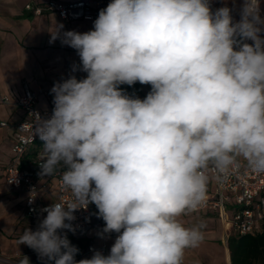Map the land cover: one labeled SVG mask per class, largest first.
Listing matches in <instances>:
<instances>
[{"label":"clouds","instance_id":"9594fccd","mask_svg":"<svg viewBox=\"0 0 264 264\" xmlns=\"http://www.w3.org/2000/svg\"><path fill=\"white\" fill-rule=\"evenodd\" d=\"M232 12L213 11L210 0H111L92 30L50 32L87 73L53 85L50 118L32 114L40 175L62 168L72 199L43 209L19 245L54 264H182L185 250L199 246L203 225L179 217L205 201L209 165L223 173L242 158L264 173L260 0H243L239 21ZM136 82L151 85L144 99L119 87ZM89 204L103 232L118 235L107 256L77 261L62 230L74 231L68 222Z\"/></svg>","mask_w":264,"mask_h":264},{"label":"built area","instance_id":"2783aa9c","mask_svg":"<svg viewBox=\"0 0 264 264\" xmlns=\"http://www.w3.org/2000/svg\"><path fill=\"white\" fill-rule=\"evenodd\" d=\"M110 2L111 0H47L39 4L27 3L25 7L28 10H33L35 14L53 12L63 21L76 22L96 19L99 11L106 8ZM233 18L236 20L234 15ZM64 71L65 79L73 76L69 67H66ZM86 76L87 73L82 72L76 78L79 80ZM52 87L47 91L48 106L42 109L37 104L44 90L34 91L24 84L23 93L15 103L25 112V118L16 125L13 157L6 168L5 181L8 187L11 190L23 189L26 192L24 207L27 217L33 224L34 231L47 215L43 209L50 206L52 202L66 203L72 199L70 192L62 186L60 178L62 168H58L52 176L40 175L39 164L43 159V151L37 153L36 157L27 164V167H20L29 150L42 142L38 135L33 137L35 121L32 114L39 113L41 119H48L52 116L54 108V94L50 91ZM147 89L150 92L151 85H147ZM3 101L8 103L11 100L4 96ZM5 124V122L1 123V125ZM206 175L208 177L206 199L193 212H217L224 226L231 221L236 237L262 232L264 228V173L253 172L242 158H237L236 165L223 173L210 164ZM39 178L43 182H40ZM74 216L75 219L68 222L71 223L74 231L65 229L62 230L63 234H66L67 237L88 240L87 247L75 259L78 260L86 256L91 258L97 251L107 256V245L95 244V238L90 235V232L96 231L97 236L103 238L106 236L116 237L118 234L103 232L105 222L98 217L96 206L89 204L86 209L77 210ZM0 264L20 263L0 254Z\"/></svg>","mask_w":264,"mask_h":264},{"label":"crops","instance_id":"0c3cea01","mask_svg":"<svg viewBox=\"0 0 264 264\" xmlns=\"http://www.w3.org/2000/svg\"><path fill=\"white\" fill-rule=\"evenodd\" d=\"M45 1L47 0H0V165L2 181L9 191L16 194H13V198L7 199L5 204L9 208L12 205L17 208V215L10 231L6 232L0 227V235L7 239L10 232L22 231L21 226L14 224L19 215L28 222L34 231L33 224L27 217L24 207L25 190H11L5 181L6 168L13 157L15 128L25 118V112L17 106L15 101L23 93L24 84H27L34 91L44 90L37 105L39 108H46L48 106L47 91L56 82L65 80L64 69L66 67L70 68L72 75H81L83 71L80 70V58L77 51L67 45H62L60 39L50 43V32L56 26L63 25L61 32L84 33L93 29V23L97 19L66 22L56 13L35 14L33 10H28L25 7L27 3L39 4ZM242 3L243 0H235L234 6L233 0H210L213 11L225 5L233 8L232 14L236 21L240 19L239 10ZM260 15L264 18V0H260ZM247 42L251 43V41ZM74 65L76 66L75 71H73ZM148 93L147 85H141V91L132 97L144 99ZM4 96L9 97L11 101L5 103ZM2 122L6 124L1 125ZM36 147H32L29 153L32 154ZM41 151H43L42 146L37 153ZM36 155L30 157L35 158ZM40 182L43 181L40 180ZM198 212L213 213L212 211Z\"/></svg>","mask_w":264,"mask_h":264},{"label":"rangeland","instance_id":"374dc122","mask_svg":"<svg viewBox=\"0 0 264 264\" xmlns=\"http://www.w3.org/2000/svg\"><path fill=\"white\" fill-rule=\"evenodd\" d=\"M1 171L2 167L0 165V227L2 230L9 232L13 220L17 215V208L15 205L9 208L5 203L8 201L7 199L13 198L16 194L6 188L2 181ZM179 219L186 227L203 225L201 229L203 233L202 242L195 248H188L185 250L182 264H230V250L226 241H229L231 237H236L233 233L231 221L227 222L226 226H224L217 212L206 214V212L193 211L185 213L179 217ZM14 224L16 226H21L22 231L10 232V235H7L8 239L0 235V254L12 258L19 263L20 260L23 259V256H27L29 258V264H54V261H50L46 257H40L36 251L28 246L18 244V239L23 231L27 228L32 230V227L27 221L22 219L21 215L16 217ZM90 235L95 238V244L107 245L109 248L108 255L116 237L106 236L103 238L97 236L96 231H91ZM86 258L90 257L88 256L81 259Z\"/></svg>","mask_w":264,"mask_h":264},{"label":"trees","instance_id":"16d2710c","mask_svg":"<svg viewBox=\"0 0 264 264\" xmlns=\"http://www.w3.org/2000/svg\"><path fill=\"white\" fill-rule=\"evenodd\" d=\"M119 87L129 96L141 91V84L139 82H136L132 86L126 85ZM42 144L43 142H39L35 151L24 157L20 167H27V164L33 160L31 157L37 154ZM28 158L30 159L28 160ZM67 238L71 245L79 249L75 257L88 245V240L84 238ZM228 246L230 250V264H264V228L260 233L231 237L228 241Z\"/></svg>","mask_w":264,"mask_h":264}]
</instances>
